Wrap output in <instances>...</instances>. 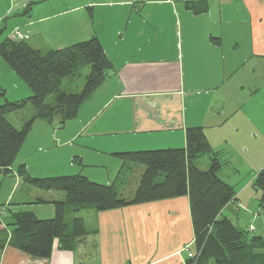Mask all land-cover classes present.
Segmentation results:
<instances>
[{"label":"crops","instance_id":"1","mask_svg":"<svg viewBox=\"0 0 264 264\" xmlns=\"http://www.w3.org/2000/svg\"><path fill=\"white\" fill-rule=\"evenodd\" d=\"M8 24L0 42L18 31L41 52L95 36L112 64L74 119L34 121L16 157L31 176L45 177L36 171L48 158L55 172L46 175L82 174L130 195L143 168L116 153L184 147L190 126L203 128L222 162L218 174L230 157L254 175L264 168V0H0V33ZM10 87L29 91L0 56V89ZM27 190L14 208L41 219L54 205L34 201L65 195ZM79 215L86 232L72 249L54 239L47 258L14 246L7 228L0 264H184L182 251L194 253L186 196Z\"/></svg>","mask_w":264,"mask_h":264},{"label":"trees","instance_id":"2","mask_svg":"<svg viewBox=\"0 0 264 264\" xmlns=\"http://www.w3.org/2000/svg\"><path fill=\"white\" fill-rule=\"evenodd\" d=\"M0 56L30 91L26 98L0 103V174L4 176L13 172L12 165L34 121L62 126L74 119L82 102L103 82L112 64L95 36L45 52L33 48L24 39L8 37L0 42ZM82 67L88 68L82 89L61 90L62 79L78 76ZM49 95H53L52 101L46 102ZM26 106L33 109V114L17 128L13 120L17 118L18 123L20 119L15 113ZM185 141L184 147L116 153L123 161L143 168L129 196L119 193L114 183H98L82 174L34 177L28 174L25 165H18L16 173L23 182L65 195L56 201H34L52 203L51 218L41 219L31 212L7 207L5 215L0 217V247L2 239L7 237L6 229L11 228L14 246L32 256L47 258L54 239L59 248L72 249L76 238L86 232L84 219L79 215L83 209L108 210L186 196L194 253L184 264H264V236L237 227L223 214V209L235 200L236 192L218 176L222 162L203 128L187 127ZM203 154L210 155L206 169L197 164ZM252 185L261 192L258 200L264 209V168L254 175ZM5 206L0 204V212Z\"/></svg>","mask_w":264,"mask_h":264},{"label":"rangeland","instance_id":"3","mask_svg":"<svg viewBox=\"0 0 264 264\" xmlns=\"http://www.w3.org/2000/svg\"><path fill=\"white\" fill-rule=\"evenodd\" d=\"M11 25H7L6 28L3 29L1 27L2 32L0 33V38L3 37L10 30ZM88 73L87 67H82L80 70V74L74 77H65L62 79L61 90L65 92H78L82 89L85 76ZM11 88V87H10ZM261 110L260 112H264V91H261ZM29 95H25V93H21L20 89H0V103L4 101H16L21 98H26ZM53 95H49L46 98V102L52 101ZM33 114V109L30 106H26L22 108L15 116L18 115L19 121L16 123V118L13 120L14 125L19 128L23 119L30 117ZM264 130V126L262 127ZM261 142L260 147L258 146V163L261 168L264 166V132H260ZM259 137V138H260ZM246 158V157H245ZM54 161L46 160L43 161V165H41V169H38L36 172L39 174H45L43 176H49L46 174H54L55 165H53ZM210 163V155L203 154L201 157L197 159V164L201 169L208 168ZM17 167V159H15L14 164L12 165L13 172L8 175L0 174V204H7L1 212L0 217L5 215V211L7 207L14 208L16 203L13 201L16 200L17 197L23 194L28 193V189H38L35 186H32L28 183H25L21 180V178L16 174ZM250 165L248 167H244V163L240 158L230 157V163L226 168L221 171L218 176L233 185L236 194H238V198L234 201L232 200L227 207L223 209V214L232 220V222L239 228L248 229L252 234H259L264 236V209L259 204V196L260 191L255 190L253 185L251 184V179L254 176L253 173L249 172ZM135 188V187H134ZM134 189H129L127 192H131ZM42 191V190H40ZM129 196L128 193L127 195ZM192 250L194 246L191 247ZM194 251V250H193ZM189 249L187 247L182 251V255L185 259H187V255L189 254Z\"/></svg>","mask_w":264,"mask_h":264},{"label":"built area","instance_id":"4","mask_svg":"<svg viewBox=\"0 0 264 264\" xmlns=\"http://www.w3.org/2000/svg\"><path fill=\"white\" fill-rule=\"evenodd\" d=\"M11 38H14V39H22L23 36L18 32V31H14Z\"/></svg>","mask_w":264,"mask_h":264}]
</instances>
